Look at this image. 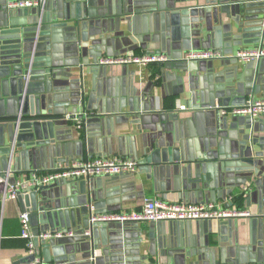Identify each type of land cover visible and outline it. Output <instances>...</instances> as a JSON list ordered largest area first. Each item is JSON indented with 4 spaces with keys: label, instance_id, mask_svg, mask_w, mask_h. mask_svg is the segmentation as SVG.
<instances>
[{
    "label": "crops",
    "instance_id": "obj_1",
    "mask_svg": "<svg viewBox=\"0 0 264 264\" xmlns=\"http://www.w3.org/2000/svg\"><path fill=\"white\" fill-rule=\"evenodd\" d=\"M178 1L183 0L47 1L46 13L59 28L54 35L58 39L54 43L57 59L51 60L58 69L51 70L53 75L46 87L62 106L83 83L86 100L79 105L77 118L68 121L72 131L64 141L66 150L25 162L20 174L10 178L21 182L34 171L68 168L96 158L133 159L139 164L135 173L90 179V187L94 189L91 192L107 202L109 213L139 211L146 199H159L173 204L214 203L225 209L234 206L255 216L228 221L111 223L116 225L119 235L115 237L112 233L107 247L100 245L94 251L89 239L73 241L61 246L67 259L56 262L54 258L61 254L53 251L50 264H152L160 254H172L169 258L173 264L262 261L264 184L263 176L259 175L264 174V157L256 160V155H264V116L252 120L257 122L256 130L246 141L239 129L225 125L226 120L232 123L244 116H224L217 107L242 106L248 100L264 99V59L259 63H243L236 58L240 51L264 46L241 47L225 28L226 36L218 30L214 36L218 33L233 52L229 53L228 48L200 49L214 50L222 56L193 61L189 68L178 66V60L168 69L164 64L148 68L102 67L95 62L102 55L157 53L164 46L161 43L167 46L168 40L174 45L172 53H179L176 50L183 43L182 31L171 16L179 7L204 4L205 0L177 5ZM227 3L234 10L249 6L250 12L257 14L263 11L264 0ZM117 7L121 12L118 13ZM39 13L36 8L9 9L5 0H0V30L35 24ZM49 19L45 28L53 25ZM219 21L230 23L224 14ZM210 23H213L211 16ZM80 24L87 37L77 57L72 37L78 33ZM233 31L238 35L236 28ZM83 106H89L90 110L84 111ZM180 106L187 108L180 110ZM67 111L70 117L72 107ZM176 139L188 156L182 162L158 166L155 170L140 163L158 142ZM249 159L258 161L255 171L246 165ZM71 183L55 185L53 190L62 195ZM73 185L78 187L77 182ZM23 212L20 199L4 201L0 194V264L33 261L21 237ZM39 251L44 260L41 246Z\"/></svg>",
    "mask_w": 264,
    "mask_h": 264
},
{
    "label": "water",
    "instance_id": "obj_2",
    "mask_svg": "<svg viewBox=\"0 0 264 264\" xmlns=\"http://www.w3.org/2000/svg\"><path fill=\"white\" fill-rule=\"evenodd\" d=\"M8 1L5 0L6 6ZM189 1L194 0H183L176 3L178 5ZM228 1L205 0L204 4L182 6L174 11L171 19L175 21L176 26L181 28L183 43L181 48L176 50L179 53H172L174 45L173 43L169 44V40L167 46L165 42L161 43L165 47L162 46V49L157 53L163 52L170 58V61L164 64L165 68L168 69L174 60H178V66L183 65L189 68L194 62L185 61L182 56L191 50L207 48L225 50L223 48H228V52L232 53L233 49L224 45L222 37L218 33L214 36L217 30L226 36L225 28H228L231 37L234 35L232 37L234 42L239 41L238 45L241 47L244 44L264 46V3H261V10L263 11L255 14L250 12L249 6L245 5L240 6L239 10H234L227 3ZM66 8H68L67 5ZM119 12H121V8H118ZM45 13L46 10L43 14L39 13V20L35 24L16 25L15 29L0 30V176L3 179V183H0L1 195L5 192L6 184L14 185L16 183V179H11L10 176L20 174L25 162L29 163L30 160L42 159L45 154H54L66 150L67 145L64 141L72 131L69 129L68 121L77 118L79 105H82L86 100L87 93L84 91L83 83L81 84L82 87H78L77 92L72 94L62 106L46 87L53 75L51 70L58 69V66L52 61L57 59L54 43L58 39L54 35L59 26L54 25L48 14ZM222 14L230 21L229 24L227 22L220 23L219 19ZM210 16L213 18L212 24L210 23ZM47 18L53 24L49 28H45L44 25L48 20ZM78 26V33L72 37L75 44L74 51L71 50L77 57L79 50L84 47L87 37L83 34L81 24ZM229 26L234 27L230 28ZM131 27L133 29L132 23ZM219 27L220 29H217ZM234 28H236L238 35L233 33ZM247 35H252V37L248 39ZM133 48L132 50L136 49ZM46 58H50V60H45ZM97 60L96 58L95 62ZM70 106L72 107V112H70L72 115H70V119H67V114H69L67 109ZM82 109L84 111L90 110V107L83 106ZM225 125L239 129L240 133L244 135V140L247 141L250 140V133L255 132L257 122L253 123L248 117H239L232 123L226 120ZM177 141L178 139L158 142L153 149L146 153L140 163L150 165L155 170L158 166L182 162L187 154L183 145L182 147L177 145ZM77 145H81V143H77ZM263 157V153H259L256 155V160ZM256 160L249 159L245 162L246 165L252 166V171H255V167H257L258 161ZM26 167L28 166L26 165ZM259 171L261 172V170ZM259 176H263L264 184V174L260 173ZM71 181L72 183L68 186L66 193L61 195L58 191L53 190L55 185ZM76 182L78 187L73 185ZM91 190L94 189L90 187V179H79L62 180L51 185L40 186L27 194H19L18 199H20L25 212L30 214L31 226L36 236L35 242L38 248L41 246L46 263L53 262V251L61 254V256L54 258L56 262L67 259L63 253L62 245L89 239L92 249L97 250L100 245L102 247L108 246L109 239L113 236L112 233H115V237L119 235L115 230L116 225L90 223L92 217L109 213L107 202L99 199ZM261 230L264 235V206ZM88 231H91L92 234L85 236ZM48 233L52 235L61 233V237L38 239L40 234ZM262 250V261L257 264H264V247ZM170 255L172 256V254H168V256L167 254H160L157 256L156 263L152 264H173L169 258ZM231 264L253 263L236 261Z\"/></svg>",
    "mask_w": 264,
    "mask_h": 264
},
{
    "label": "built area",
    "instance_id": "obj_3",
    "mask_svg": "<svg viewBox=\"0 0 264 264\" xmlns=\"http://www.w3.org/2000/svg\"><path fill=\"white\" fill-rule=\"evenodd\" d=\"M48 0H9V9H39L43 14L46 10ZM220 52L214 50H191L183 54L185 61L212 60L221 57ZM236 58L243 62H259L264 59V47L251 51H240ZM170 58L165 53L136 54L124 53L118 56L101 57L97 60L98 66H137L148 68L152 64H165ZM180 110L187 107L180 106ZM224 116H244L251 120H257L264 116V99L248 100L242 106L217 107ZM67 118H70L69 116ZM79 127L80 124H79ZM139 164L136 160L120 157L96 158L82 162H76L70 167H57L53 170L42 172H31L25 181L17 182L14 185L6 184L2 198L6 200H17L20 193L29 192L43 185H51L58 181H70L79 179H91L94 177H113L123 174H132L137 171ZM9 177V175H8ZM0 183L3 179L0 176ZM255 216L248 210L233 208H222L214 203L184 204L167 203L159 199H146L141 210L128 213H106L99 214L90 219L91 224L95 223H160V222H196V221H228L238 218H249ZM21 237L27 243V252L33 261L31 264H45L36 245V236L30 222V214L23 212L20 215ZM91 231L85 233L90 236ZM56 235L40 234L39 240H45Z\"/></svg>",
    "mask_w": 264,
    "mask_h": 264
}]
</instances>
